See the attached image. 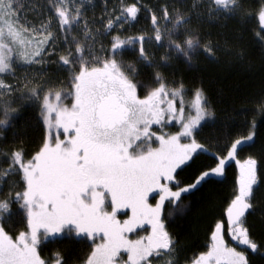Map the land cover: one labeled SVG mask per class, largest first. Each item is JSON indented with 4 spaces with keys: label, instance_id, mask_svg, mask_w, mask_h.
Segmentation results:
<instances>
[{
    "label": "snow or ice",
    "instance_id": "snow-or-ice-1",
    "mask_svg": "<svg viewBox=\"0 0 264 264\" xmlns=\"http://www.w3.org/2000/svg\"><path fill=\"white\" fill-rule=\"evenodd\" d=\"M89 4L91 0H46L51 15L44 16L34 3L32 10L41 13L40 22L25 19L21 24V0H0V128L9 126L18 111L11 106L17 90L22 91L21 99L38 104L45 128L43 142L30 158L22 148L0 149L8 160V167L0 168V185L7 180L9 186L0 199V221L12 215L11 206L16 204L26 222V230L15 237L0 223V264H46L40 254L42 242L60 239L65 232L78 239L91 238L94 247L84 264H179L178 242L167 230L165 218L182 214L183 195L222 175L226 162L253 140L255 132L224 145L225 155L199 143L202 122L213 116L207 97L196 89L186 113L183 83L169 82L159 70L167 66L170 56L155 59L145 50V41L166 46L187 62L199 52L211 59L226 54L243 60L245 49L235 38L224 32L214 37L201 25L207 22L223 28L229 19L242 24L249 13L244 0L172 3L171 11L164 5L159 16L151 13L150 35L122 39L118 32L125 23L137 20V4L120 0L109 11L105 3L99 20L85 15ZM257 15L264 24V5ZM260 32L257 36L264 44ZM109 36L105 47L101 37ZM58 42L64 46L62 51H57ZM137 44V60L153 69L155 87L137 81L136 64L123 59V52ZM52 56L56 61L50 60ZM53 62L68 74L67 89L63 82L48 86L36 74L30 78L25 73L14 84L3 79L15 76L16 67L40 65L43 72V65ZM141 89H146L142 97ZM69 98L70 107L63 103ZM171 120L179 122L180 130L163 132ZM153 125H159L163 134L152 132ZM153 142L158 146L153 147ZM201 153L211 155L214 166L199 170L191 183H182L177 170L190 166ZM14 176H20L21 191H15ZM260 183L257 160L249 157L240 166L237 188L224 209V219L215 223L208 250L194 257L192 264H250L246 252L229 246L226 236L254 253L264 248V243L258 245L253 239L246 216ZM153 192L158 200L150 204ZM121 209H129L131 215L118 219ZM144 223L151 232L130 239L129 234ZM56 264H62L59 253Z\"/></svg>",
    "mask_w": 264,
    "mask_h": 264
},
{
    "label": "trees",
    "instance_id": "trees-1",
    "mask_svg": "<svg viewBox=\"0 0 264 264\" xmlns=\"http://www.w3.org/2000/svg\"><path fill=\"white\" fill-rule=\"evenodd\" d=\"M136 3L140 7V15L136 21L125 23L119 30L121 38L137 35H150L152 33L151 13L160 15V8L164 5L176 3L182 6L187 0H124ZM107 9L111 11L119 6L120 0H95L94 4L87 6L85 15L88 19L99 20ZM245 10L249 15L244 22L238 23L235 19H229L225 26L204 22L201 27L205 33L211 32L217 37L221 32L237 40V43L245 49L243 60H237L230 55L218 54L216 59L207 57L203 52L197 53L191 63L180 54L167 47H159L155 42L145 41V50L149 55L159 60L163 55H169L167 66L161 65L159 70L166 76L169 82L183 83L185 94L192 96L196 89H202L208 99L213 116L202 122V129L197 134V141L205 144L212 151L221 155L224 145L242 136H247L249 131L255 132L253 140L248 145L237 150V158L246 160L252 157L257 160V174L261 181L259 188L254 189L255 196L253 208L247 213V221L253 239L260 245L264 243V44L261 43L257 33L264 25L257 15L264 0H244ZM119 15V12H116ZM94 27H101L99 24ZM75 31V30H74ZM114 35L116 33H113ZM264 36V32H260ZM111 37H101L105 47L109 46ZM63 44H59L58 51L63 50ZM139 45L129 46L123 52L126 62L135 63L139 75L137 81L155 87L152 81L153 69L137 60ZM100 54V53H98ZM57 57L52 56L51 61ZM44 71H31V77L36 74L37 79L43 77L40 82L47 81L48 86H58L63 82L67 89V73L59 68L56 63L43 65ZM21 68L19 74L26 73ZM30 73V72H28ZM18 74V75H19ZM17 75V69L15 76ZM15 76L6 75V82L13 83ZM30 77V78H31ZM141 96L143 94L140 90ZM22 91L17 90L12 94V107L18 109L13 114L10 124L0 128V149L10 152L14 148H22L26 158H30L43 142L45 128L40 119L39 106L35 102L21 99ZM7 99V97H5ZM2 118V116H0ZM255 121V127L252 122ZM213 164L211 155L201 153L196 156L190 166L182 168L177 179L182 183H191L199 170H205L206 166ZM214 166V164H213ZM8 167V160L0 155V168ZM239 171L235 161L225 164L224 173L218 177L209 178L198 190L185 194L183 200V213H174L165 218L167 229L177 240L176 256L180 264L193 259L208 249L211 242V232L218 220L224 219L223 212L237 188ZM17 182L15 191H21L23 185L19 182L20 176L11 178ZM0 199L9 192L7 180L4 182ZM12 215L6 220L0 221L5 230L15 235L26 230V222L23 214L18 211L19 206L12 204ZM94 244L91 238H76L65 232L62 238L42 242L40 247L41 257L50 264L56 260V254L62 257V264H84ZM250 264H264V248H259L255 253L248 251Z\"/></svg>",
    "mask_w": 264,
    "mask_h": 264
},
{
    "label": "rangeland",
    "instance_id": "rangeland-1",
    "mask_svg": "<svg viewBox=\"0 0 264 264\" xmlns=\"http://www.w3.org/2000/svg\"><path fill=\"white\" fill-rule=\"evenodd\" d=\"M77 2H79V0H77ZM21 3H22V5H23V7L20 9V16H21V21H20V23L21 24H23L24 23V20L25 19H27V20H29V21H33V22H35V23H39L40 22V20H41V13L40 12H37V11H34V10H32V6H33V4L34 3H36V4H39L40 6H41V8H42V11H43V15L44 16H47V15H51V12H50V10L47 8V7H45V4H46V0H21ZM95 3V0H91V4H94ZM132 2H129V1H126L125 2V4H131ZM90 5V4H89ZM125 25V24H124ZM264 25V24H263ZM26 27H30L31 25H25ZM123 28H124V26H123ZM175 38V37H174ZM59 42H58V49H59ZM58 51V50H57ZM177 55V53H175L174 52V55ZM190 63V64H189ZM188 64L189 65H191L192 63L191 62H188ZM193 65V64H192ZM14 67H15V65H14ZM21 68H24L25 70H27V74L29 75V77H31V71H33V70H40L41 69V66L40 65H34V66H32V67H16V69H17V75L15 76V78H13V80H14V82L13 83H11V82H7V83H9V84H14V83H16L17 81H20V80H22L23 79V77H24V74H19V72H20V70H21ZM28 72H30V73H28ZM19 74V75H18ZM33 76V75H32ZM14 77V76H13ZM4 79V78H3ZM142 90V92H143V94H142V96L144 95V94H146V89H141ZM141 94V92H139V95ZM141 96V97H142ZM194 99V93H193V95L192 96H189V95H186V94H184V100H185V112L187 113L188 112V110H189V104H190V102L192 101ZM63 103H65V104H67L69 107L71 106V103H72V100H71V98H69V99H66V100H64L63 101ZM178 107H179V105H177ZM193 115L195 114L194 112L192 113ZM165 119L167 120V116L165 117ZM180 130V125H179V122L177 121V120H171V121H168L167 122V124H166V126L164 127V129H163V132H171V133H175V132H177V131H179ZM151 131L152 132H155V133H157V134H163L162 133V131H161V129H160V126L159 125H153L152 126V128H151ZM254 131V130H253ZM182 143H188L189 141H187V140H182L181 141ZM152 146L153 147H157L158 146V143L157 142H153V144H152ZM238 150V149H237ZM230 161H235L236 162V164H237V167H238V171H239V173H240V166L245 162V160L244 159H238L237 158V155H235V157L234 158H232V159H230V160H228L226 163H228V162H230ZM124 210L123 209H121L120 210V212L118 213V219H120V220H124V219H127V216H124V212H123ZM129 215H131L130 213H129ZM141 236H147V234H145V232L144 231H141L140 233L139 232H133V233H130L129 234V238L130 239H137V238H139V237H141ZM96 243H100V240L97 238L96 239ZM238 247V246H237ZM242 249V248H241ZM208 250V249H207ZM206 250V251H207ZM238 250H240L239 248H238ZM206 251H204V252H206ZM240 251H245L246 252V254L248 253V250H240ZM121 255H122V257L126 260L127 259V255H126V253H124L123 251H122V253H121ZM198 256V255H197ZM178 260V259H177ZM192 261H193V259H191V260H189V261H187V262H185L184 264H192ZM179 262V264H180V261H178ZM158 264V262H154V264ZM50 264H56V260L55 261H53L52 263H50ZM118 264H119V262H118Z\"/></svg>",
    "mask_w": 264,
    "mask_h": 264
},
{
    "label": "flooded vegetation",
    "instance_id": "flooded-vegetation-1",
    "mask_svg": "<svg viewBox=\"0 0 264 264\" xmlns=\"http://www.w3.org/2000/svg\"><path fill=\"white\" fill-rule=\"evenodd\" d=\"M141 6H139L138 8H140ZM140 13L141 12H139L138 13V17L137 18H139V15H140ZM61 138H63V137H61ZM185 166H182V168H184ZM180 170L181 169H178L177 170V173L179 174V172H180ZM158 200V195H156V193L155 192H153V193H150L149 194V203L150 204H155L156 203V201ZM124 211V213H127V215H129V213L131 214V212H130V210L129 209H123ZM127 215H124V216H127ZM246 216H247V213H246ZM165 225H166V223H165ZM166 228H167V225H166ZM168 230V229H167ZM134 231L135 232H141V231H144L145 232V234H149L150 232H151V226L148 224V223H144L143 225H140V226H138L136 229H134ZM169 231V230H168ZM170 232V231H169ZM171 234V233H170ZM172 235V234H171ZM173 236V235H172ZM226 238V240L228 241V244H229V246H231V247H237L238 245H237V243L235 242V241H233L230 237H228V236H226L225 237ZM176 240V239H175ZM177 241V240H176ZM211 243V242H210ZM237 248H239L240 250H248L247 249V247L246 246H238ZM242 248V249H241ZM249 251V250H248ZM247 255V254H246ZM176 259H177V256H176ZM179 261V260H178ZM156 264V263H155Z\"/></svg>",
    "mask_w": 264,
    "mask_h": 264
}]
</instances>
